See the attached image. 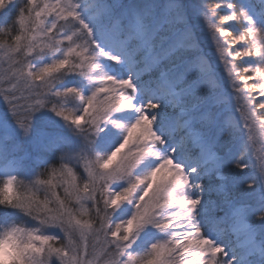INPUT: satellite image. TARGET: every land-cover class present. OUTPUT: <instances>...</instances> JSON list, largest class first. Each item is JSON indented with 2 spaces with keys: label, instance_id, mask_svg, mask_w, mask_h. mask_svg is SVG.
Masks as SVG:
<instances>
[{
  "label": "snow or ice",
  "instance_id": "6c2138e0",
  "mask_svg": "<svg viewBox=\"0 0 264 264\" xmlns=\"http://www.w3.org/2000/svg\"><path fill=\"white\" fill-rule=\"evenodd\" d=\"M0 264H264V0H0Z\"/></svg>",
  "mask_w": 264,
  "mask_h": 264
}]
</instances>
